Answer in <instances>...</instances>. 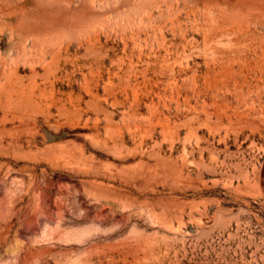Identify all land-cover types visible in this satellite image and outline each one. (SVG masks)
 Segmentation results:
<instances>
[{
	"label": "rangeland",
	"instance_id": "374dc122",
	"mask_svg": "<svg viewBox=\"0 0 264 264\" xmlns=\"http://www.w3.org/2000/svg\"><path fill=\"white\" fill-rule=\"evenodd\" d=\"M0 264H264V0H0Z\"/></svg>",
	"mask_w": 264,
	"mask_h": 264
}]
</instances>
